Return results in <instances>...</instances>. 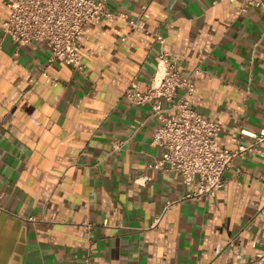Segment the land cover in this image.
<instances>
[{
    "label": "crops",
    "instance_id": "obj_1",
    "mask_svg": "<svg viewBox=\"0 0 264 264\" xmlns=\"http://www.w3.org/2000/svg\"><path fill=\"white\" fill-rule=\"evenodd\" d=\"M105 1L132 17L148 5L150 33L91 21L84 71L50 61L43 42L16 45L0 26V264H84L86 254L92 264H255L264 140L241 130L264 129L263 12L241 0ZM8 15L0 0V24ZM161 51L183 76L201 70L190 104L217 122L221 147L255 144L214 197L182 199L196 183L150 168L163 156L151 144L160 120L125 91L148 88Z\"/></svg>",
    "mask_w": 264,
    "mask_h": 264
},
{
    "label": "built area",
    "instance_id": "obj_2",
    "mask_svg": "<svg viewBox=\"0 0 264 264\" xmlns=\"http://www.w3.org/2000/svg\"><path fill=\"white\" fill-rule=\"evenodd\" d=\"M9 15L1 28L16 45L43 42L51 50L50 61L66 60L73 68L84 71L86 63L79 52L80 43L91 21L112 18L127 23L131 28L149 34L146 27L150 18L148 5H143L141 14L132 17L124 12L111 11L105 0H1ZM259 8L264 15V0H241V9ZM156 39H164L156 34ZM201 70L183 76L167 52L161 51L153 79L145 91L128 88L126 98L135 104H150L152 114L159 118L151 144L163 149L161 159L150 168L177 172L185 184L196 183L194 191L182 199H202L216 196L224 187V173L232 167L237 157L255 150V144L237 148L221 147L216 138L217 122L210 121L190 104L189 96L196 89L195 79ZM47 81L57 85L52 77ZM241 135L264 140V129L259 133L241 130ZM124 141H113V150L119 151ZM139 181V180H138ZM169 203L168 205H170ZM158 218L151 227L156 225ZM256 245V242H254ZM84 264H92L90 254L84 256ZM252 262L264 263V244L261 254Z\"/></svg>",
    "mask_w": 264,
    "mask_h": 264
}]
</instances>
